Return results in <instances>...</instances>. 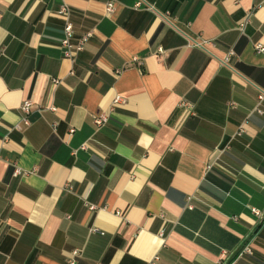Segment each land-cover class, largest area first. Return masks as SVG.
<instances>
[{
  "label": "crops",
  "instance_id": "1",
  "mask_svg": "<svg viewBox=\"0 0 264 264\" xmlns=\"http://www.w3.org/2000/svg\"><path fill=\"white\" fill-rule=\"evenodd\" d=\"M105 3L0 0V264H264V0Z\"/></svg>",
  "mask_w": 264,
  "mask_h": 264
},
{
  "label": "built area",
  "instance_id": "2",
  "mask_svg": "<svg viewBox=\"0 0 264 264\" xmlns=\"http://www.w3.org/2000/svg\"><path fill=\"white\" fill-rule=\"evenodd\" d=\"M116 5V0H106L105 6H106V12L108 14H111L114 12ZM58 15L61 16L64 20V28L63 33L64 37L60 41V48L62 49L63 56L66 59H69L70 61H74L79 52H81L86 43L88 42L89 38L91 37V33H86L83 35L80 39H78L76 42L73 41V26L71 22L69 21V8L67 6H62L60 10L58 11ZM249 18L246 19V21L239 26V31L242 33L246 23L248 22ZM255 49L257 52H264V46L261 44H258L255 46ZM234 53L232 50H230L227 54V57L225 61H228L229 57L232 56ZM261 98V97H260ZM21 111L23 113L22 118V124L24 126L29 125V121L27 120V116L29 115L31 111V102L25 101L21 105ZM93 122L97 127H103L108 122V116L105 113H97L93 117ZM16 130L20 129V125L15 126ZM71 133L73 130L70 131ZM243 133V129H240L237 133V136H241ZM15 175L19 174V170H16L14 172ZM192 207V206H189ZM254 214L257 216H260L261 213L257 210H253ZM245 253L250 254V250L248 248L244 249ZM77 252L72 253V258L69 260V264H75V256Z\"/></svg>",
  "mask_w": 264,
  "mask_h": 264
}]
</instances>
